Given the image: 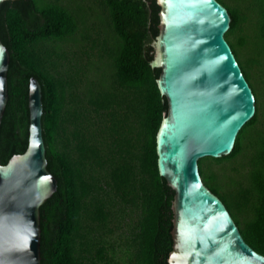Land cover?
Listing matches in <instances>:
<instances>
[{"label":"trees","instance_id":"trees-1","mask_svg":"<svg viewBox=\"0 0 264 264\" xmlns=\"http://www.w3.org/2000/svg\"><path fill=\"white\" fill-rule=\"evenodd\" d=\"M218 1L232 17L226 39L257 111L233 152L201 159L200 173L246 242L264 255V0ZM97 3L103 40L82 23L80 6L3 3L0 34L11 59L0 162L28 148L30 79L36 77L48 170L58 179L41 207V263L168 264L175 191L160 175L157 152L168 112L157 82L161 69L154 66L161 8L157 0Z\"/></svg>","mask_w":264,"mask_h":264},{"label":"water","instance_id":"water-1","mask_svg":"<svg viewBox=\"0 0 264 264\" xmlns=\"http://www.w3.org/2000/svg\"><path fill=\"white\" fill-rule=\"evenodd\" d=\"M0 0V12L4 2ZM154 66L168 112L157 137L159 172L175 191L168 264H264L199 161L230 155L257 111L255 93L226 39L232 23L218 0H157ZM10 51L0 34V134L9 101ZM30 136L23 154L0 162V264H42L41 207L58 188L48 170L41 82L30 79Z\"/></svg>","mask_w":264,"mask_h":264},{"label":"rangeland","instance_id":"rangeland-1","mask_svg":"<svg viewBox=\"0 0 264 264\" xmlns=\"http://www.w3.org/2000/svg\"><path fill=\"white\" fill-rule=\"evenodd\" d=\"M228 1L232 3V0H228ZM247 1L248 0H244V3H246ZM61 2L66 6H75V7L80 6L82 9V13L81 12L80 13L84 14V19H82V23L85 22L88 26L91 27L92 29L91 33L93 34L94 37L100 40L106 39L107 35H106V31L104 30V25L102 23L103 16L101 13V9H99L97 0H61ZM95 30L97 32H95ZM70 45H72V43ZM253 82H254V88L260 94V88L258 84L255 82L254 79Z\"/></svg>","mask_w":264,"mask_h":264}]
</instances>
